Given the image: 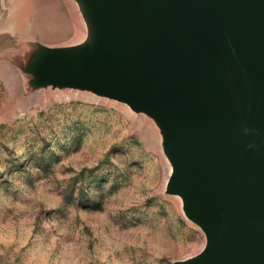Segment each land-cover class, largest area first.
Wrapping results in <instances>:
<instances>
[{
	"label": "water",
	"instance_id": "95a60500",
	"mask_svg": "<svg viewBox=\"0 0 264 264\" xmlns=\"http://www.w3.org/2000/svg\"><path fill=\"white\" fill-rule=\"evenodd\" d=\"M61 3L74 38L21 39L27 90L87 92L153 120L164 193L205 239L173 264H264V0Z\"/></svg>",
	"mask_w": 264,
	"mask_h": 264
},
{
	"label": "rangeland",
	"instance_id": "374dc122",
	"mask_svg": "<svg viewBox=\"0 0 264 264\" xmlns=\"http://www.w3.org/2000/svg\"><path fill=\"white\" fill-rule=\"evenodd\" d=\"M36 4L0 0V264H173L195 255L204 235L180 198L164 193L169 164L152 119L87 92L27 90L21 39L74 38L64 5L54 33L53 24L42 31Z\"/></svg>",
	"mask_w": 264,
	"mask_h": 264
},
{
	"label": "crops",
	"instance_id": "0c3cea01",
	"mask_svg": "<svg viewBox=\"0 0 264 264\" xmlns=\"http://www.w3.org/2000/svg\"><path fill=\"white\" fill-rule=\"evenodd\" d=\"M39 5H41V8L39 5H37V8L39 10L40 19H38L39 24L41 25L42 31H45L49 29L50 25L53 24V32H58L61 27L59 24L61 23V17L58 13H62V3L61 0H38ZM46 6L48 7V14L46 10ZM48 25V27H47ZM53 33V34H54ZM60 38V35L54 36V38Z\"/></svg>",
	"mask_w": 264,
	"mask_h": 264
},
{
	"label": "bare ground",
	"instance_id": "6f19581e",
	"mask_svg": "<svg viewBox=\"0 0 264 264\" xmlns=\"http://www.w3.org/2000/svg\"><path fill=\"white\" fill-rule=\"evenodd\" d=\"M169 166V165H168ZM169 172H170V166H169V170H168V173L166 175V178L169 176Z\"/></svg>",
	"mask_w": 264,
	"mask_h": 264
}]
</instances>
